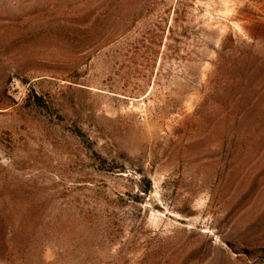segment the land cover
<instances>
[{
    "label": "rangeland",
    "instance_id": "1",
    "mask_svg": "<svg viewBox=\"0 0 264 264\" xmlns=\"http://www.w3.org/2000/svg\"><path fill=\"white\" fill-rule=\"evenodd\" d=\"M0 264H264V0H0Z\"/></svg>",
    "mask_w": 264,
    "mask_h": 264
},
{
    "label": "trees",
    "instance_id": "2",
    "mask_svg": "<svg viewBox=\"0 0 264 264\" xmlns=\"http://www.w3.org/2000/svg\"><path fill=\"white\" fill-rule=\"evenodd\" d=\"M74 131L79 137H81L83 139V141H85V142L88 141V138L85 136V134H83V132L79 128H75ZM87 143H89V142H87ZM99 157L103 163L106 161L104 158H101V156H99Z\"/></svg>",
    "mask_w": 264,
    "mask_h": 264
}]
</instances>
